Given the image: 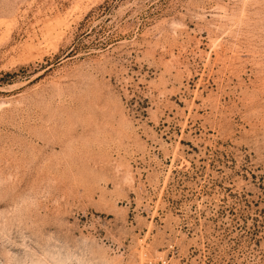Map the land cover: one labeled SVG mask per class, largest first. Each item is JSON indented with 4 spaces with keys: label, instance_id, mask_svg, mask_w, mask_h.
<instances>
[{
    "label": "rangeland",
    "instance_id": "obj_1",
    "mask_svg": "<svg viewBox=\"0 0 264 264\" xmlns=\"http://www.w3.org/2000/svg\"><path fill=\"white\" fill-rule=\"evenodd\" d=\"M0 264H264V0H0Z\"/></svg>",
    "mask_w": 264,
    "mask_h": 264
}]
</instances>
